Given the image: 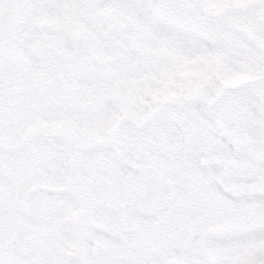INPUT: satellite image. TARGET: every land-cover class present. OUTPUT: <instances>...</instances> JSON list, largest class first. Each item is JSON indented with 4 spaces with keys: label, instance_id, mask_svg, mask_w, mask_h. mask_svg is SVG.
I'll return each mask as SVG.
<instances>
[{
    "label": "snow or ice",
    "instance_id": "6c2138e0",
    "mask_svg": "<svg viewBox=\"0 0 264 264\" xmlns=\"http://www.w3.org/2000/svg\"><path fill=\"white\" fill-rule=\"evenodd\" d=\"M0 264H264V0H0Z\"/></svg>",
    "mask_w": 264,
    "mask_h": 264
}]
</instances>
